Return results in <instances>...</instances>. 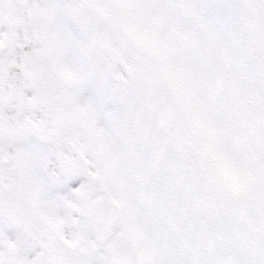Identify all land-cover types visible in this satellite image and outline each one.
I'll list each match as a JSON object with an SVG mask.
<instances>
[{"label": "snow or ice", "instance_id": "obj_1", "mask_svg": "<svg viewBox=\"0 0 264 264\" xmlns=\"http://www.w3.org/2000/svg\"><path fill=\"white\" fill-rule=\"evenodd\" d=\"M0 264H264V0H0Z\"/></svg>", "mask_w": 264, "mask_h": 264}]
</instances>
